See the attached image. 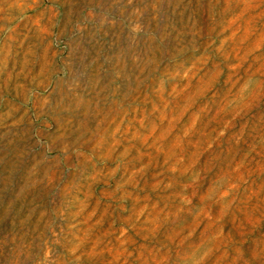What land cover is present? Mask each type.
Masks as SVG:
<instances>
[{"label": "rangeland", "instance_id": "rangeland-1", "mask_svg": "<svg viewBox=\"0 0 264 264\" xmlns=\"http://www.w3.org/2000/svg\"><path fill=\"white\" fill-rule=\"evenodd\" d=\"M0 264H264V0H0Z\"/></svg>", "mask_w": 264, "mask_h": 264}]
</instances>
